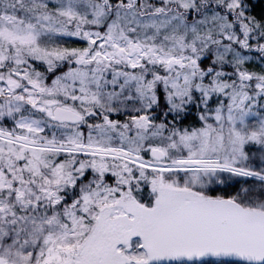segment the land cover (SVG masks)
<instances>
[{"label":"snow or ice","instance_id":"obj_1","mask_svg":"<svg viewBox=\"0 0 264 264\" xmlns=\"http://www.w3.org/2000/svg\"><path fill=\"white\" fill-rule=\"evenodd\" d=\"M0 264H264V0H0Z\"/></svg>","mask_w":264,"mask_h":264}]
</instances>
